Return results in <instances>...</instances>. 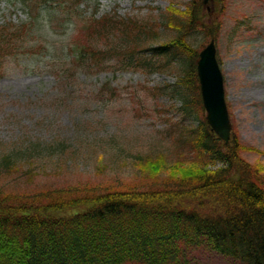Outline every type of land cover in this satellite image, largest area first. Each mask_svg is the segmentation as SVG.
I'll use <instances>...</instances> for the list:
<instances>
[{
  "label": "trees",
  "instance_id": "1",
  "mask_svg": "<svg viewBox=\"0 0 264 264\" xmlns=\"http://www.w3.org/2000/svg\"><path fill=\"white\" fill-rule=\"evenodd\" d=\"M20 1L28 21L0 25V60L36 54L43 46L35 47L34 33L49 30L52 21L64 33L72 25L79 40L65 54L47 47L45 58L56 60L63 80L91 66L104 70L105 64L151 75L172 70L178 61L175 83L164 82L152 94L158 91L176 106L170 133L176 134L180 157L132 155L129 181L90 177L17 192L11 189L16 179L5 183L9 191L0 184V264H185L184 246L191 243L205 244L237 264H264V164L242 155L259 150L234 132L228 143L217 137L200 97L196 59L211 39L218 43L221 17L214 14L205 22L201 0H190L183 10L169 5L156 19L85 16L84 0ZM227 1L213 0L223 14ZM161 26L174 36L160 39ZM195 36L200 41L193 46L189 40ZM85 141L79 146L87 148V157L103 146L98 145L103 140L96 147ZM53 143L41 142L38 157L52 160ZM66 155L61 151L58 158ZM14 157L3 156L0 176H12L16 166L23 175L33 172L32 155Z\"/></svg>",
  "mask_w": 264,
  "mask_h": 264
},
{
  "label": "rangeland",
  "instance_id": "2",
  "mask_svg": "<svg viewBox=\"0 0 264 264\" xmlns=\"http://www.w3.org/2000/svg\"><path fill=\"white\" fill-rule=\"evenodd\" d=\"M189 1L84 0L81 10L83 15L93 14L96 18L116 14L140 19L149 15L156 19L169 5L183 10ZM214 14L222 22L216 55L224 77L232 132L244 145L259 150L244 151L243 157L251 163L264 164V0H228L224 14L212 0L204 7V21L211 22ZM27 19L20 0H0V25L19 24ZM49 26L47 31L43 28L34 33L35 47L38 43L43 46L35 48L36 54L0 60V163L3 156L13 153L14 159L32 155L35 161L32 173L23 175L16 166L12 176H0L6 178L0 179V184L9 191L5 183L16 179L17 184L11 189L17 192L90 177L129 181L132 155L163 152L169 161L179 159L178 141L172 138L176 134L170 133L177 117L176 106L167 97H160L158 91L152 94V88L164 82L175 83L179 62L172 63V70L151 75L124 71L119 64H105L101 71L91 66L90 71L84 69L86 73L63 80L57 77L56 60L52 63L45 58L49 54L47 47L54 46L53 51L58 49L65 54L79 40L71 34L72 25L64 29L65 33L52 21ZM159 33L160 39H168L175 31L161 26ZM199 41V36L189 40L193 46ZM87 138L95 142L94 147L103 140L98 144L103 146L93 152L89 149V157L87 148L79 146ZM51 141L56 147L52 160L38 157V145ZM103 149L105 153L100 152ZM61 151L67 155L58 158ZM28 166L25 164L24 168ZM96 168L103 175L97 176ZM183 258L185 264H237L205 244H186Z\"/></svg>",
  "mask_w": 264,
  "mask_h": 264
},
{
  "label": "water",
  "instance_id": "3",
  "mask_svg": "<svg viewBox=\"0 0 264 264\" xmlns=\"http://www.w3.org/2000/svg\"><path fill=\"white\" fill-rule=\"evenodd\" d=\"M212 0H202L204 5ZM196 74L199 82L205 120L212 132L228 143L232 126L225 100L224 79L217 61L214 40L202 48L196 59Z\"/></svg>",
  "mask_w": 264,
  "mask_h": 264
}]
</instances>
